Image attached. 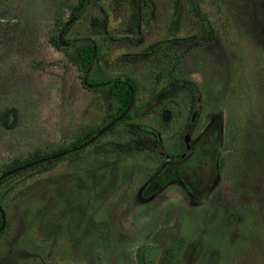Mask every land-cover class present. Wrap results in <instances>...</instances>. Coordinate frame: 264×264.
<instances>
[{"label":"rangeland","instance_id":"rangeland-1","mask_svg":"<svg viewBox=\"0 0 264 264\" xmlns=\"http://www.w3.org/2000/svg\"><path fill=\"white\" fill-rule=\"evenodd\" d=\"M101 73L134 80L132 137L99 134L118 106L84 86ZM187 128L212 159L162 183L145 142L178 157ZM37 148L47 166L2 184L0 264H264V0H0V174Z\"/></svg>","mask_w":264,"mask_h":264},{"label":"trees","instance_id":"trees-1","mask_svg":"<svg viewBox=\"0 0 264 264\" xmlns=\"http://www.w3.org/2000/svg\"><path fill=\"white\" fill-rule=\"evenodd\" d=\"M83 3V1H81L80 5L77 6L76 10H78L81 7V4ZM134 13V18L137 20H140V17L138 16V10L137 12H133ZM203 22L205 23L206 21L203 20ZM63 30H61L62 32ZM61 32L59 33V35L61 34ZM59 35H57V37L55 38V44L58 47H61V42L59 39ZM63 38V37H62ZM65 50H69L70 47H65ZM79 55L81 57V62L78 65L80 69H82L83 71H85V73H87L91 67V65L93 64V62L96 59L100 58V48L99 46H95V47H83L80 51H79ZM166 70L168 71L169 77H173L172 73L170 71V68H166ZM87 83L89 82H93L95 85H97L96 88H99L101 86L106 85L108 87V91L109 94L111 96H113L116 101L118 102V106H117V112L113 114V118L115 117H119L122 116V118L116 122L115 124H113L110 129L105 132L106 133H117V134H122L123 136H127L132 137L131 136V130L130 129H120L117 130L118 125L126 120L131 118V116L133 115V112H131L134 108V97H135V91H136V86L134 83V80L132 78H126V79H122L120 77H113V78H108L106 77L103 73L96 75L95 77H88L87 75H85L83 77V84L84 86H87ZM175 87H173L174 89ZM188 90L191 93H195L196 92V87H190L188 88ZM158 122H160L161 124H163L161 122V117L158 115L156 116ZM140 136H145L146 134L143 132V134H139ZM92 136V135H91ZM89 137H87L86 135H82L80 136L76 141H74L72 143L71 146H76L79 145L80 143H82L83 141L87 140ZM67 148H64L61 151H67ZM80 151L78 150L76 153H79ZM47 157H50V153L47 152L46 150L42 149V148H37L34 149L24 155H19L16 156L14 158H12L10 160V162H8L6 164V171L4 172H8L11 171L15 168H19L21 166L33 163L34 165H31L29 167H26L25 169L21 170V172H17V173H25V172H37L40 171L41 169H43L44 167L47 166L48 164V159H46ZM105 159H109V160H113V159H118V155H114L111 156L110 154H104L103 156H101ZM202 157L204 158L203 160V164L205 165L206 162H210L212 157L210 158V154H206V151L204 150ZM216 158V156H213V158ZM86 162H91L93 159H95V156H87L85 157ZM192 160H194L192 158ZM188 162H184L182 163V165H186ZM84 170V168H83ZM16 174V173H15ZM164 174V173H162ZM2 175V174H0ZM9 178V176H6L5 178H3L0 181V203L3 201V199L5 198V196L7 195V191L2 187V184ZM128 178V174H125L124 176H121L119 181L122 183L124 181H126V179ZM168 179H164L161 182L164 183L166 182ZM2 216L0 213V226L2 225ZM8 231V227L5 226V228L0 232V237L3 236L5 233H7Z\"/></svg>","mask_w":264,"mask_h":264},{"label":"flooded vegetation","instance_id":"flooded-vegetation-1","mask_svg":"<svg viewBox=\"0 0 264 264\" xmlns=\"http://www.w3.org/2000/svg\"><path fill=\"white\" fill-rule=\"evenodd\" d=\"M63 34V31L61 32ZM87 86L89 88H96L97 85H95L93 82H89L87 83ZM151 111H157L156 113H161L162 110L157 109L155 110L154 107L151 108ZM131 112H137L135 109H133ZM122 117V116H121ZM189 133L190 134V140L189 142H186L185 140V136L186 134ZM185 136L183 138V153L176 157L173 155H170V153L162 148V140L158 139L156 142H154L153 145H150V141L145 142V144L148 146V148H153L154 152H159L160 155L165 156V158L169 161V163L166 165L165 167V172H163V176H161V179L159 181H162L164 179H168L169 177H175L177 175H181L182 172H186L187 169L192 168L195 172L197 171L198 168H201L202 166V156L199 153V148H196L193 144H192V135H191V131L190 129L187 128V131L185 133ZM192 158L194 160H192ZM184 162H188L186 165H182V163ZM190 174H185L184 179L187 180V184L188 186L191 188V190L197 191V184L195 182H192L190 180ZM208 185V184H207ZM205 186L203 189H205L208 186ZM202 190V188L200 189V191Z\"/></svg>","mask_w":264,"mask_h":264},{"label":"water","instance_id":"water-1","mask_svg":"<svg viewBox=\"0 0 264 264\" xmlns=\"http://www.w3.org/2000/svg\"><path fill=\"white\" fill-rule=\"evenodd\" d=\"M62 37H63V34L61 33V34L59 35V39H60L61 45H63V46H69V45H70V42H64V41L62 40ZM199 101H200V99H199ZM195 114H196V112H195ZM195 114H194V116H195ZM120 118H121V117H117L115 120H113V121H111L109 124H107L104 128H102V129L99 131V134H103L105 131L109 130L110 127H111L113 124H115V122H116L117 120H119ZM96 138H97V136H94L93 138H91L90 140H88L87 142H85L84 144H82L81 147H84V146L88 145L90 142H92V141L95 140ZM185 140H186V142H189V140H190V134H189V133L186 134V136H185ZM65 152H66V151L60 152V153H58V154H54V155H52L51 157H57V156H59V155L64 154ZM48 158H49V157H47L46 159H48ZM34 163H36V162L30 163V164H27V165H24V166H21V167H19V168H15V169H13V170H11V171H8V172L3 173L2 175H0V181H1L3 178H5L6 176H8L10 173H13V172H16V171H18V170H21V169H24V168H26V167H29V166H31V165H34ZM0 213H1V216H2V220H3L2 225L0 226V232H1V231L5 228V226H6V224H7L6 213H5L4 210L2 209L1 204H0Z\"/></svg>","mask_w":264,"mask_h":264}]
</instances>
